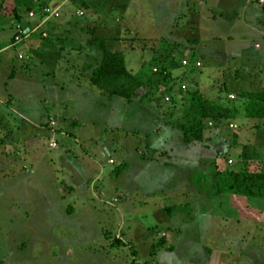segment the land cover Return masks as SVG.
<instances>
[{"label": "rangeland", "instance_id": "374dc122", "mask_svg": "<svg viewBox=\"0 0 264 264\" xmlns=\"http://www.w3.org/2000/svg\"><path fill=\"white\" fill-rule=\"evenodd\" d=\"M2 1L0 259L3 264H135L133 257H138L137 264H157L155 256L166 242L173 243L176 234L166 229L164 214L155 215L145 207L148 196L144 193L153 190L157 195L167 193L176 183L187 189L199 179V175L195 177L185 171L184 166L172 170L175 166L170 163L171 155L195 153L206 166H211L212 180L224 184L227 191H231L236 176L264 174V118L260 117L264 112V37H255V59L249 52L250 62L242 65L236 62L241 61L238 55L242 49L220 41L215 42L216 47L232 49L225 53L216 48L213 52L211 47L209 36L230 33L232 24H205L222 17L231 19L237 12L228 17L210 14L204 9V0H160L158 8L156 0H146V10L151 13L155 7L154 15H133L129 23L140 36L148 37L137 38L138 47H133L148 51L147 55L137 52L132 58L140 67L143 61L147 62L136 75L143 84L137 98L126 102L102 92L105 98L98 99L99 106L76 102L73 110H64L60 121L55 119L50 127H41L37 109H51L47 90L56 85L63 87L62 82L67 81L65 74L68 76L74 70H78L74 79L80 86H89L88 79L99 66L101 56L79 50L75 63L71 64L62 55L63 73L55 78L47 75L51 73L48 69L56 67V61L41 65L23 45L15 44L14 34L23 33L29 26L32 3ZM180 1L185 8L180 11L183 24L177 19L163 33L158 22L165 13L174 16L181 7ZM214 2L219 11L226 8L233 12L241 10L244 0ZM248 3L264 14V0ZM259 27L264 29V19ZM236 33L248 36L250 32L239 29ZM221 41L231 40L223 37ZM184 61L189 64L184 66ZM66 84L70 89V82ZM56 101L55 106H59L58 98ZM17 113L25 115L26 120ZM71 113L80 118L78 125L77 121L68 120ZM196 128L202 130V141L186 143L184 136L190 137ZM32 141H36L34 145ZM145 160L160 166L155 171L150 167L138 168ZM164 202L169 214L176 211L177 206L171 207L175 206L174 200L168 198ZM182 226V241H186L188 224ZM165 231L169 236L163 235ZM129 233L133 240L127 239ZM253 244L264 249V235Z\"/></svg>", "mask_w": 264, "mask_h": 264}, {"label": "crops", "instance_id": "0c3cea01", "mask_svg": "<svg viewBox=\"0 0 264 264\" xmlns=\"http://www.w3.org/2000/svg\"><path fill=\"white\" fill-rule=\"evenodd\" d=\"M181 1L179 3L181 7L174 16L165 13L162 17L163 20L160 19L158 22L163 33L168 29V25L172 26L174 21L177 22V19L183 24L180 11L185 10V8ZM3 2L0 0V8ZM28 2L32 3L34 9L29 14V26L21 33L25 37L24 41L18 45H23L25 50L30 52L31 58L34 61H39L41 65L52 60L56 61L54 63L56 67L48 69L51 73L47 75L55 78L56 74L63 73L64 70L60 71L65 67L62 55H65L71 64L75 63L79 50L89 55L96 54L102 57V52L98 48L101 41L105 42L108 50L123 54L126 69L133 76H136L147 63L143 61L141 67L133 63V54L139 52L147 55L148 53V51L145 53L142 50L134 49L138 47L137 38L146 40L148 37L140 36L139 33H136V27L132 28L129 23H131V16L133 15L147 17L148 15L151 16L152 13L153 16L155 7L158 8V5H161L160 0H156V5L151 13L146 10V0H28ZM202 4L208 13L214 12L225 17L237 12V16L234 14L231 19L222 17L217 21H206L205 24L207 25L219 22L230 23L233 28L230 33L220 35L213 33L209 36L213 43L211 45L213 52L216 48L223 49L225 53L232 48L242 49L241 54L238 55L241 61H236L242 65L250 62L249 52L252 53L250 54L251 58L254 57L255 59V37L258 35L262 36L261 38L264 37V29L261 30L259 27V22L264 19V14L248 3V0H244L240 11L235 10L233 12H228L226 8L225 11H219L220 8L216 6L214 0H204ZM182 15L187 14L183 13ZM156 23L155 21L154 24ZM239 29H245L247 33H250L248 36L239 35L236 33ZM16 33L14 36L17 35ZM223 37L229 38L231 41L228 43L221 41ZM93 41L96 43L92 44ZM216 41L222 42L223 45H231L232 48L227 51L223 47H216L218 45L215 43ZM42 54L46 56H42ZM48 55L49 57H47ZM147 58L149 61V56ZM222 58L225 59V56ZM62 65L64 66L61 68ZM77 71L69 72L68 76L65 74L67 81L72 85L70 89L67 87V81H65L62 82L63 87L56 85L47 90V96L49 95L48 97L51 98L49 102L51 109L44 107L37 109L39 110L37 114L39 126H49L55 119L60 121V116L64 115V110L67 108L73 110L72 107L75 106L76 102H92L95 107L100 105L98 99L103 94L91 84L92 74L88 79L89 86L85 87L80 86L77 78L74 79ZM14 79L15 77H12L11 81ZM57 98L59 106H55L58 104L56 103ZM89 99L91 100L88 101ZM17 114L26 120L25 115ZM68 120L77 121L78 125L80 118L75 113H71ZM60 125L68 126L67 123ZM140 129L142 128L140 127ZM146 137L149 136L146 135ZM44 140L47 141L48 139L44 137ZM35 142L32 141V144L34 145ZM157 155L156 153V158H158ZM171 160L170 163L175 166L171 168L172 170L178 166H184L185 171H189V174L195 175V177L199 175V179L191 182L187 189H183L182 184L176 183V186L167 193L162 192L157 195L156 190L150 194L144 193L145 196H148L145 199V207H148L155 215L163 216L164 214L163 218L168 222V224L164 223L166 229L176 234L173 237V243L168 245L166 242L158 256H155L157 264H264V249L253 246V243L263 239L264 235V199L244 197L234 191H227L224 184L212 180L209 174L211 166H206L204 161L195 156V153L181 157L171 155ZM158 166L160 164L157 162L145 160L140 162L138 168L150 167L155 171ZM168 178L169 176L166 179ZM168 198L174 200L175 206L171 207L177 206L176 211L171 214L167 212L169 210L164 202ZM179 207H181L180 210ZM182 224H188V232L185 234L186 241H182ZM144 229L149 231L147 228ZM158 232L162 231L159 230ZM163 235L169 236L166 231L163 232ZM127 239L133 240L132 234L129 233ZM135 251L137 252L136 256H138V249L135 248ZM159 257L161 258L160 262ZM132 260L133 263H138V257H133Z\"/></svg>", "mask_w": 264, "mask_h": 264}, {"label": "trees", "instance_id": "16d2710c", "mask_svg": "<svg viewBox=\"0 0 264 264\" xmlns=\"http://www.w3.org/2000/svg\"><path fill=\"white\" fill-rule=\"evenodd\" d=\"M98 47L102 52V57L99 66L92 72L91 84L112 98L132 102L143 87L142 81L138 76H133L127 71L121 52L108 50L103 41L98 44ZM260 117L264 118V112ZM191 133L190 137L184 136L186 143L191 140L202 141L203 134L200 128H196ZM231 191L244 197L264 199V174L248 175L247 177L236 176ZM0 264H3L1 259Z\"/></svg>", "mask_w": 264, "mask_h": 264}, {"label": "built area", "instance_id": "2783aa9c", "mask_svg": "<svg viewBox=\"0 0 264 264\" xmlns=\"http://www.w3.org/2000/svg\"><path fill=\"white\" fill-rule=\"evenodd\" d=\"M24 38L25 37H23L22 34L19 32L15 36V44L18 45V44L22 43L24 41ZM183 64H184V66H187L189 64V62L188 61H184ZM197 65L200 66V63H198Z\"/></svg>", "mask_w": 264, "mask_h": 264}]
</instances>
